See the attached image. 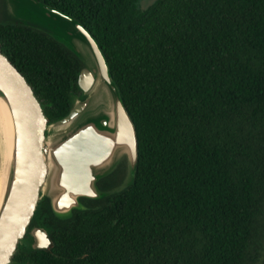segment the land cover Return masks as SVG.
Segmentation results:
<instances>
[{"label": "trees", "instance_id": "1", "mask_svg": "<svg viewBox=\"0 0 264 264\" xmlns=\"http://www.w3.org/2000/svg\"><path fill=\"white\" fill-rule=\"evenodd\" d=\"M43 1L96 36L134 121L139 156L128 188L82 198L88 209L69 218L55 217L43 199L31 225L47 229L50 245L17 250L13 263L258 264L264 0H156L146 9L139 0ZM0 17L1 50L49 122L61 118L79 91L82 63L47 33ZM123 173L118 167L100 187Z\"/></svg>", "mask_w": 264, "mask_h": 264}, {"label": "water", "instance_id": "2", "mask_svg": "<svg viewBox=\"0 0 264 264\" xmlns=\"http://www.w3.org/2000/svg\"><path fill=\"white\" fill-rule=\"evenodd\" d=\"M0 14L47 33L82 63L76 80L82 94H74L68 112L49 122L33 87L0 48V102L10 133L0 203V264H9L28 233L31 248H48L47 229L31 225L42 199L55 217L69 218L74 210L88 209L82 198L100 199L128 188L139 155L134 121L91 30L43 0H3ZM69 122L64 132L48 139L49 125ZM49 162L54 166L50 177ZM118 167L124 168L120 182L101 188L98 181Z\"/></svg>", "mask_w": 264, "mask_h": 264}, {"label": "bare ground", "instance_id": "3", "mask_svg": "<svg viewBox=\"0 0 264 264\" xmlns=\"http://www.w3.org/2000/svg\"><path fill=\"white\" fill-rule=\"evenodd\" d=\"M78 48L81 51L80 53H82V55L85 57V59L87 58L89 60V57H90L89 54L83 48H81V46H79ZM3 109L5 110V107L0 102V203L2 200V193H3V188H4V174H5L6 164H7V156L9 154V143H10L9 124H8V120L5 117ZM60 128L51 127V131L47 133L48 139H51L53 136H55L58 133ZM53 168L54 166L52 162H49L48 163V176L49 177L51 176V172ZM44 188L45 189L41 191L42 193L46 191L47 185Z\"/></svg>", "mask_w": 264, "mask_h": 264}, {"label": "rangeland", "instance_id": "4", "mask_svg": "<svg viewBox=\"0 0 264 264\" xmlns=\"http://www.w3.org/2000/svg\"><path fill=\"white\" fill-rule=\"evenodd\" d=\"M156 0H139V6H140V9H146L149 5L155 3ZM2 3H3V0H0V13H2ZM0 20H5V18H2L0 17ZM77 96V95H76ZM76 96L74 95V93L71 95V99L75 100L76 99ZM78 97V96H77ZM70 125V122L69 123H66V124H63V125H59L57 126L56 128H60L58 133L60 135V133L64 132L68 126ZM51 131V125L48 126V129H47V133ZM56 134V135H57ZM46 184V183H45ZM43 185L44 187L46 185ZM42 186V191L45 189L44 187ZM43 200V199H42ZM31 235H27L25 237V242L24 241H21V243L18 245V248L17 250H26L27 248H25L26 246L28 247L29 246V242L31 240ZM27 262V261H26ZM10 264H14L13 262H11ZM22 264H26L25 261L23 262L22 261ZM258 264H264V249H263V252H262V257L260 258V260L258 261Z\"/></svg>", "mask_w": 264, "mask_h": 264}, {"label": "flooded vegetation", "instance_id": "5", "mask_svg": "<svg viewBox=\"0 0 264 264\" xmlns=\"http://www.w3.org/2000/svg\"><path fill=\"white\" fill-rule=\"evenodd\" d=\"M75 95H77V96H80L82 93H81V90L79 89V91H78V93H74ZM115 173V172H114ZM113 173V174H114ZM119 177H121V175H120V173H116V178H118L119 179ZM107 178V177H106ZM106 178H104V179H106ZM104 179H102V180H104ZM114 179V178H113ZM102 180H100V181H98V185L100 186H102V185H105L106 183L105 182H102ZM84 202H87V201H84ZM35 226H38V225H35ZM28 236H29V233L27 234ZM26 235V236H27ZM50 245V244H49ZM18 248V247H17ZM17 248H16V250H15V252L17 251ZM37 249H43V248H37ZM36 249V250H37ZM15 252H14V254H15ZM27 252V251H26ZM13 257H14V255H13ZM13 257H12V259H13ZM11 262H13V261H11ZM10 262V263H11ZM9 263V264H10Z\"/></svg>", "mask_w": 264, "mask_h": 264}]
</instances>
